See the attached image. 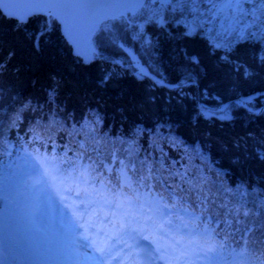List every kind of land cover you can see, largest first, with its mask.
I'll list each match as a JSON object with an SVG mask.
<instances>
[{
  "label": "trees",
  "instance_id": "1",
  "mask_svg": "<svg viewBox=\"0 0 264 264\" xmlns=\"http://www.w3.org/2000/svg\"><path fill=\"white\" fill-rule=\"evenodd\" d=\"M45 19L51 24L49 42H42L37 51L24 33L16 29L15 21L0 11V62L7 60L10 51L14 53L0 75V86L4 89L0 95V120L9 150L17 140L29 141L33 134L41 139L51 134V140L45 141L49 149L53 144L63 148L73 139L83 141L84 135H69L71 126L75 124L80 128L77 121L98 113L101 122L96 129L97 137L111 138L116 143L117 154L126 163L129 145L137 149L132 156L137 167L141 160L152 163L161 156L165 158V168L174 162L176 169L187 170L188 178L194 183L202 181L209 199L207 211L211 215L218 213L223 221L228 209L220 207L222 202L229 207L243 204L249 215L239 219L254 225L248 239L260 237L264 231L259 228V223L264 221V208L260 207L264 199L261 195L264 193V161L256 158L251 149L255 146L254 138L264 136V63L259 59L264 52L261 48L253 44L238 46L237 51L245 53L239 60L250 72L245 77L243 69L233 71L230 65L218 59L222 55L220 50L210 52L207 41L200 35H183L182 26L168 23L166 29H162L146 24L144 35L137 39L135 30L119 31L120 21L114 19L108 21H113L112 31L118 43L109 44L107 39H102L108 36L101 29L107 21L103 22L93 36V43L104 45L97 49L105 59L84 64L72 54L54 19L46 15L34 17L26 26L27 30L34 32ZM124 47L132 49L151 73L176 87L153 85L148 77L138 79L140 74ZM105 54H112L118 62ZM190 57H197L199 63H194ZM106 71L115 75L102 85L100 81ZM189 73L194 83L186 79ZM53 88L55 96L50 101L49 92ZM241 96L255 97L249 107L261 110L260 113L236 106ZM29 103L30 107L26 108ZM226 104L225 109L218 111ZM51 112L56 113L55 119L64 124L63 128L50 126ZM225 112L227 118H223ZM17 113H20L17 125L9 127ZM69 114L71 119L66 120ZM100 143L103 145L105 141L101 139ZM197 148L201 155H197ZM72 154L70 152L69 156ZM91 155L95 157V153ZM176 182H180L179 178ZM221 184L233 191L243 186L248 194L224 193L220 191ZM213 199L215 204L211 203ZM191 200L196 205L195 192ZM256 200L258 214L253 211ZM227 218L233 220L234 229L235 219ZM224 227L221 222L219 230Z\"/></svg>",
  "mask_w": 264,
  "mask_h": 264
},
{
  "label": "snow or ice",
  "instance_id": "2",
  "mask_svg": "<svg viewBox=\"0 0 264 264\" xmlns=\"http://www.w3.org/2000/svg\"><path fill=\"white\" fill-rule=\"evenodd\" d=\"M5 3L12 11L3 14L15 21L16 29L24 33L25 39L37 51L41 49L42 42H49L51 24L45 19L33 32L26 27L30 20L45 14L51 19H64L69 11L92 7L91 0H0V8ZM115 7L118 14L107 18L119 19V31L135 30L134 38L138 39L144 35L146 24L162 29H166L168 23L182 26L183 35H200L207 41L210 52L220 50L222 55L218 59L230 65L233 71L243 69L245 77L250 72L247 65L239 60L245 53L237 51L238 46L258 45L264 52V0H119ZM65 27L71 34V26L67 22ZM103 31L108 36L102 39H107L109 44L118 43L109 26L105 25ZM103 46L102 43L86 47L77 44L74 55L83 63L103 60L105 57L97 51V47ZM13 55L10 51L7 60ZM189 59L199 63L197 57ZM259 59L264 63V54ZM7 60L0 62V75L6 70ZM113 75L114 72L106 71L100 83L106 84ZM146 76L147 73L141 72L137 78ZM186 79L195 82L191 73ZM157 83L162 84L163 78H153V85ZM3 91L0 86V95ZM55 91L53 88L49 92L50 101L54 99ZM254 99L253 96H241L236 106L251 110L249 106ZM25 107H30V103ZM55 116L56 113L51 112L50 126L63 128L64 124ZM19 118L20 113H17L9 127L16 126ZM223 118H227V112ZM65 119H71V115ZM100 122L99 114L92 113L91 118L86 115L77 121L80 128L73 124L69 135H84L85 140L73 139L59 155L55 144L51 153L46 150L45 141L51 140V134L45 139L33 134L29 141L16 142L18 153H23L20 158L36 177L32 181L33 186L44 192L51 190L66 210L60 223L61 232L70 236L79 248L90 250L94 254L93 264H221V261L224 264H264V231L260 237L248 239L253 227L239 219L249 215L243 204L229 207L222 202L220 207L228 209L223 221L218 213L207 215L209 199L202 181L194 183L188 178L187 170L176 169L174 162L165 168L163 156L152 163L147 159L141 160L137 167L132 160L137 149L131 145L127 153L128 162L119 159L116 143L108 137H97L96 129ZM2 125L0 120V157L12 156V151L5 144ZM101 139L105 141L103 145ZM254 140L255 146L251 151L264 161V136ZM37 141L45 151L36 147ZM245 150L247 152V145ZM70 152L73 153L71 156ZM91 153H95V157ZM197 155H201L198 148ZM154 164L158 166L154 167ZM176 178H179V183ZM184 184L189 187L184 188ZM69 191L75 192V198L69 199L65 194ZM220 191L233 196L248 194L243 186L233 191L221 184ZM193 192L196 193L199 212L190 203ZM211 203L215 204V199ZM260 207L264 208V199L260 201ZM229 216L236 221L234 229L233 220L227 218ZM221 222L225 227L217 231ZM259 228L264 229V221L259 223ZM141 241L148 243L142 244Z\"/></svg>",
  "mask_w": 264,
  "mask_h": 264
},
{
  "label": "water",
  "instance_id": "3",
  "mask_svg": "<svg viewBox=\"0 0 264 264\" xmlns=\"http://www.w3.org/2000/svg\"><path fill=\"white\" fill-rule=\"evenodd\" d=\"M92 7L89 9L84 10H73L69 11L64 19L56 18L54 19L60 28V32L67 43L70 45L72 49V54L74 55V50L76 49V45L80 44L82 47H86L89 44H93V36L101 26V24L109 19L107 17L117 15L118 9L115 7L116 4L119 3V0H91ZM2 13H9L12 11V8L8 3H5L3 8H0ZM46 15V14H45ZM6 16V15H5ZM8 17V16H6ZM65 22H67L71 28V34H69V30L65 27ZM95 29V31H93ZM125 51L128 53L129 57L133 61V65L137 68L138 72L147 73L148 78L153 81L161 80L159 77L152 74L141 62L139 56L129 47H124ZM78 57L77 55H74ZM117 62V60H116ZM89 64V63H84ZM158 85H164L169 88L176 87L175 85H171L163 80V83H157ZM228 104V103H227ZM227 104L221 108L220 110L224 109ZM202 105V103H200ZM207 108V107H206ZM209 109V108H207ZM254 114L260 113L261 110L254 111L250 110Z\"/></svg>",
  "mask_w": 264,
  "mask_h": 264
},
{
  "label": "rangeland",
  "instance_id": "4",
  "mask_svg": "<svg viewBox=\"0 0 264 264\" xmlns=\"http://www.w3.org/2000/svg\"><path fill=\"white\" fill-rule=\"evenodd\" d=\"M118 21H119V19H117ZM105 25H107V26H109L111 29H113V21H107V22H105V23H103L102 24V26H101V29H102V31H103V29H104V27H105ZM103 32H106V31H103ZM113 32V31H112ZM107 33V32H106ZM92 43H93V40H92ZM94 44V43H93ZM97 51L99 52V50L97 49ZM127 53V52H126ZM105 55H107L108 57H110L111 58V60L113 59L115 62H116V57H114L112 54H105ZM127 55H128V53H127ZM129 56V55H128ZM131 59V58H130ZM117 62H118V60H117ZM160 78V77H159ZM223 110V109H222ZM222 110H218V111H222Z\"/></svg>",
  "mask_w": 264,
  "mask_h": 264
},
{
  "label": "bare ground",
  "instance_id": "5",
  "mask_svg": "<svg viewBox=\"0 0 264 264\" xmlns=\"http://www.w3.org/2000/svg\"><path fill=\"white\" fill-rule=\"evenodd\" d=\"M145 66V65H144ZM146 67V66H145ZM147 68V67H146ZM148 69V68H147ZM149 70V69H148ZM168 83V82H167ZM170 84V83H169ZM171 85H173V84H171ZM176 86V85H175ZM175 88V87H174Z\"/></svg>",
  "mask_w": 264,
  "mask_h": 264
}]
</instances>
